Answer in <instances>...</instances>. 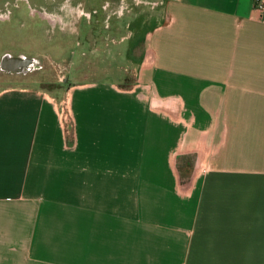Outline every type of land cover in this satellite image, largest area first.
Returning a JSON list of instances; mask_svg holds the SVG:
<instances>
[{"label": "crops", "instance_id": "obj_1", "mask_svg": "<svg viewBox=\"0 0 264 264\" xmlns=\"http://www.w3.org/2000/svg\"><path fill=\"white\" fill-rule=\"evenodd\" d=\"M165 12L128 87L0 80V264H264V4Z\"/></svg>", "mask_w": 264, "mask_h": 264}, {"label": "rangeland", "instance_id": "obj_2", "mask_svg": "<svg viewBox=\"0 0 264 264\" xmlns=\"http://www.w3.org/2000/svg\"><path fill=\"white\" fill-rule=\"evenodd\" d=\"M93 11L88 18L66 10L60 2ZM120 1L123 10H120ZM36 2V1H35ZM42 2V0L40 1ZM51 18L28 15L22 2L13 18L0 21V52L35 56L39 69L25 73L2 70L4 84L37 85L62 101L67 87L93 79H112L128 87L137 76L133 58L142 48L147 31L165 19L166 0H49ZM109 4L106 7L105 3ZM45 5V4H44ZM46 11V10H44ZM49 12V13H50ZM62 22L54 24L56 19Z\"/></svg>", "mask_w": 264, "mask_h": 264}, {"label": "flooded vegetation", "instance_id": "obj_3", "mask_svg": "<svg viewBox=\"0 0 264 264\" xmlns=\"http://www.w3.org/2000/svg\"><path fill=\"white\" fill-rule=\"evenodd\" d=\"M40 1L41 0H0V21H7L12 19L13 14L16 13L14 12V9L19 6V2H22L26 7V12L28 15L32 16L31 14H34L37 15L40 19H44L46 22H49V20H47L46 18H41L40 11L42 15L46 16L49 19L48 12H50V9H48L47 7L49 6L50 2L49 0H42V2ZM122 2L125 1H120V10H123ZM108 4L109 3L106 2L105 6L103 7H106ZM66 10L72 11V13L75 14L78 12L88 18L93 15L92 10H88L71 3H65V1L60 2V5L55 12L60 15ZM78 17L80 16L78 15ZM59 19L60 18H57L54 24H61L62 22ZM39 68L40 66L35 56H31L22 52H18L15 54L9 51L0 52V76L2 70L25 73L32 69Z\"/></svg>", "mask_w": 264, "mask_h": 264}, {"label": "built area", "instance_id": "obj_4", "mask_svg": "<svg viewBox=\"0 0 264 264\" xmlns=\"http://www.w3.org/2000/svg\"><path fill=\"white\" fill-rule=\"evenodd\" d=\"M254 2H255V6L258 9H260V10L263 9L264 0H254ZM64 126H65L66 133L69 132L71 129V122H70L67 115L64 118Z\"/></svg>", "mask_w": 264, "mask_h": 264}, {"label": "trees", "instance_id": "obj_5", "mask_svg": "<svg viewBox=\"0 0 264 264\" xmlns=\"http://www.w3.org/2000/svg\"><path fill=\"white\" fill-rule=\"evenodd\" d=\"M68 137L71 138L70 131L66 134L67 143H70L71 140Z\"/></svg>", "mask_w": 264, "mask_h": 264}]
</instances>
